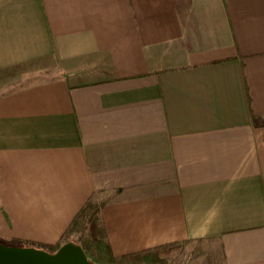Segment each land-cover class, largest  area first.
<instances>
[{"label":"crops","instance_id":"obj_1","mask_svg":"<svg viewBox=\"0 0 264 264\" xmlns=\"http://www.w3.org/2000/svg\"><path fill=\"white\" fill-rule=\"evenodd\" d=\"M99 195L115 257L264 264V0H0V239Z\"/></svg>","mask_w":264,"mask_h":264},{"label":"trees","instance_id":"obj_2","mask_svg":"<svg viewBox=\"0 0 264 264\" xmlns=\"http://www.w3.org/2000/svg\"><path fill=\"white\" fill-rule=\"evenodd\" d=\"M105 202L91 197L64 233L62 240L56 245L37 243L20 239L12 240L16 246L34 247L55 253L61 245L69 241L80 244L88 259L93 264H169L167 253L179 243L163 245L142 252L115 257L112 253L106 230L102 209Z\"/></svg>","mask_w":264,"mask_h":264},{"label":"water","instance_id":"obj_3","mask_svg":"<svg viewBox=\"0 0 264 264\" xmlns=\"http://www.w3.org/2000/svg\"><path fill=\"white\" fill-rule=\"evenodd\" d=\"M0 264H93L83 247L69 241L55 253L34 247L4 246L0 244Z\"/></svg>","mask_w":264,"mask_h":264},{"label":"rangeland","instance_id":"obj_4","mask_svg":"<svg viewBox=\"0 0 264 264\" xmlns=\"http://www.w3.org/2000/svg\"><path fill=\"white\" fill-rule=\"evenodd\" d=\"M99 200H109L108 195H99ZM4 246H16L14 242L0 239ZM169 264H223L220 249L212 241L179 244L167 253Z\"/></svg>","mask_w":264,"mask_h":264}]
</instances>
